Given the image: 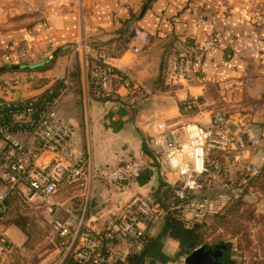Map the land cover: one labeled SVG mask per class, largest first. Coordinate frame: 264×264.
<instances>
[{
	"label": "crops",
	"instance_id": "obj_1",
	"mask_svg": "<svg viewBox=\"0 0 264 264\" xmlns=\"http://www.w3.org/2000/svg\"><path fill=\"white\" fill-rule=\"evenodd\" d=\"M257 1L0 0V66L5 68L0 73V97L38 95L56 80L69 77L70 90L58 110L78 129L93 164L100 167L129 158L146 163L144 181L125 191L95 182L86 218H95L101 211L106 217L105 210L116 209L136 194L153 196L158 189L164 178L153 165L146 129L157 117L208 123L214 112L223 111L232 130L259 123L262 136L249 148L248 159L264 166V27L250 18ZM213 35L219 39L218 46L197 58L202 77L191 87L200 96L201 108L184 113L177 93L165 85L163 71L182 46L200 47ZM82 41L113 53L118 71L136 88L116 81L118 99L97 97L87 65L72 49ZM135 47L140 51L135 52ZM51 61V67L38 69ZM26 71L24 79L6 75ZM16 78L21 80L19 85L9 86ZM60 199L78 212L85 200L80 192L65 193ZM10 206L4 225L20 246L26 234L10 220L13 210L28 206L18 199ZM103 206L105 210L97 211ZM166 238L176 247L178 260L186 252L177 240ZM165 255L166 264H173L171 256Z\"/></svg>",
	"mask_w": 264,
	"mask_h": 264
},
{
	"label": "built area",
	"instance_id": "obj_2",
	"mask_svg": "<svg viewBox=\"0 0 264 264\" xmlns=\"http://www.w3.org/2000/svg\"><path fill=\"white\" fill-rule=\"evenodd\" d=\"M253 17L264 24V10L256 8ZM218 43L213 35L200 47L182 46L163 71L164 83L177 93L184 113L201 108L200 96L191 92L202 77L197 58L216 49ZM72 49L87 65L97 97L118 99L116 81L136 88L118 71L115 55L106 47L82 41ZM20 82L16 78L9 86L14 88ZM70 86L69 77H64L38 95L0 97V264L10 262L20 248L4 225L12 196L30 208L41 209L58 242L62 256L58 264H122L142 252L150 230L170 212H176L190 228L209 214L237 204L246 180L261 174V167L248 159L249 148L262 136L259 123L232 130L223 111L214 112L208 123L157 117L146 124L149 148L155 169L173 187V197L164 204L153 196L136 194L103 222H99L102 211L95 218H86L95 182L125 191L143 177L146 163L129 158L100 167L93 164L78 129L58 110ZM236 171L242 173V186L234 179ZM68 192H80L85 199L79 212L60 199ZM201 246L183 253L175 264H186L189 254Z\"/></svg>",
	"mask_w": 264,
	"mask_h": 264
},
{
	"label": "rangeland",
	"instance_id": "obj_3",
	"mask_svg": "<svg viewBox=\"0 0 264 264\" xmlns=\"http://www.w3.org/2000/svg\"><path fill=\"white\" fill-rule=\"evenodd\" d=\"M256 8L264 10V1L258 0L250 9L252 22L264 27V24H260L258 19L253 17ZM27 73V71L9 72L6 75H16L17 78L24 79ZM242 178V173L236 171L234 179L239 186L243 184ZM242 188L243 195L237 204L220 213L209 214L199 223L202 224L200 243L229 245L233 264H264V166L261 167V174L246 180ZM104 207L97 211L105 210ZM114 211L115 209L105 210L107 215H111ZM18 214L28 217L24 223L26 237L16 255L6 264H58L62 257L57 250L58 242L51 227L45 224L41 209L27 207L13 210L14 218ZM102 219L99 222H103ZM163 226L164 221L154 226L148 236H157L161 233ZM161 243L162 252L171 256L173 264L176 263V247L167 244L166 237L162 238ZM69 264L74 263L69 261Z\"/></svg>",
	"mask_w": 264,
	"mask_h": 264
},
{
	"label": "trees",
	"instance_id": "obj_4",
	"mask_svg": "<svg viewBox=\"0 0 264 264\" xmlns=\"http://www.w3.org/2000/svg\"><path fill=\"white\" fill-rule=\"evenodd\" d=\"M96 46L99 45L96 44ZM53 62L54 61L46 63L38 69L51 67ZM4 71L5 68L0 66V73ZM139 181L143 182L144 178H140ZM153 197L159 199L164 204H167L173 197V187L169 185L164 179H162L158 189L154 192ZM16 199H18L16 196H12L8 199L9 211L12 209V206H10L11 202H15ZM14 217L11 218L10 221L19 227L23 232H25L24 223L28 220V217L19 214L16 216V218ZM201 225L202 224L196 223L192 227L187 228L184 226L182 221L177 218L176 212H170L164 220V226L161 230V233L157 236H148L147 242L142 252L129 256L126 262L122 264H155L158 261L160 264H166L168 259L161 249L162 238L171 237L177 240L179 242L180 249L183 252H187L200 244L202 239Z\"/></svg>",
	"mask_w": 264,
	"mask_h": 264
},
{
	"label": "water",
	"instance_id": "obj_5",
	"mask_svg": "<svg viewBox=\"0 0 264 264\" xmlns=\"http://www.w3.org/2000/svg\"><path fill=\"white\" fill-rule=\"evenodd\" d=\"M18 67L26 66H13V68ZM229 252L227 244H204L189 254L186 264H228Z\"/></svg>",
	"mask_w": 264,
	"mask_h": 264
},
{
	"label": "flooded vegetation",
	"instance_id": "obj_6",
	"mask_svg": "<svg viewBox=\"0 0 264 264\" xmlns=\"http://www.w3.org/2000/svg\"><path fill=\"white\" fill-rule=\"evenodd\" d=\"M219 244L226 245V244H223V243H219ZM230 257H231V251L229 252V255H228V264H233ZM215 259H216V257H215Z\"/></svg>",
	"mask_w": 264,
	"mask_h": 264
}]
</instances>
